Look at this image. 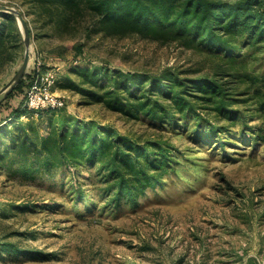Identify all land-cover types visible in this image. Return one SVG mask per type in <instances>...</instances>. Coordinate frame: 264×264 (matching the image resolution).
I'll list each match as a JSON object with an SVG mask.
<instances>
[{"label": "rangeland", "instance_id": "obj_1", "mask_svg": "<svg viewBox=\"0 0 264 264\" xmlns=\"http://www.w3.org/2000/svg\"><path fill=\"white\" fill-rule=\"evenodd\" d=\"M0 4L17 8L29 23V67L39 61L43 71L55 72L54 92L65 101L62 114L141 140L166 141L173 149L161 181L135 203L122 195L117 201L102 169L100 178L89 164L48 170L40 156L21 151L27 130L47 136L55 114L15 119L11 112L23 95L1 105L0 264H264V42L246 34L237 38L238 50L228 52L245 59L248 79L236 80L235 100L224 116L200 107L188 125L161 126L130 118L90 93L110 89L116 74L141 75L148 79L144 90L165 69L187 77L205 74L211 58L204 45L186 48L176 41L161 45L95 32L89 38L78 31L64 35L42 28L23 0ZM12 23L19 29L16 19ZM23 56L22 43L14 61L0 70V89ZM199 116L219 131L196 137Z\"/></svg>", "mask_w": 264, "mask_h": 264}, {"label": "trees", "instance_id": "obj_2", "mask_svg": "<svg viewBox=\"0 0 264 264\" xmlns=\"http://www.w3.org/2000/svg\"><path fill=\"white\" fill-rule=\"evenodd\" d=\"M23 2L42 28L48 27L60 34L74 35L78 31L84 38H89L95 32L117 39L137 37L161 45L176 41L186 48L204 45L210 50L207 54L211 63L205 74L187 77L165 69L149 79L146 90L142 86L148 79L141 75L128 73L119 77L116 74L110 89L100 94L90 93L91 98L97 99L94 101H103L109 108L130 118L161 126L188 125L189 116L200 107L207 108L218 118L224 116L235 100L232 89L236 80L243 83L248 79L245 59L230 56L228 52L237 51V38L246 34L264 42V0ZM0 16L1 70L14 61L23 39L12 23L15 18L7 13H0ZM29 31L33 35L30 26ZM77 48L80 50L81 45ZM30 83L31 77L26 74L0 104L23 95L24 100L11 112L17 120L28 114L24 104ZM231 83L232 87L229 86ZM152 96L157 98L152 99ZM62 111L64 109L39 111L38 117L32 119L45 113L55 114L50 120V132L47 136L37 137L31 128L25 133V139L18 143L22 152L40 156L48 170L62 164L74 168L89 164L98 170V178L101 175L107 178L108 186L114 189L115 200L119 201L122 195L135 203L139 194L161 181L170 169L173 149L168 142L141 140L139 136L123 134L111 125L78 120ZM194 126L192 132L198 138L204 133L208 136L219 131L215 126L206 127L201 116ZM7 247L10 245L5 244L4 248Z\"/></svg>", "mask_w": 264, "mask_h": 264}, {"label": "built area", "instance_id": "obj_3", "mask_svg": "<svg viewBox=\"0 0 264 264\" xmlns=\"http://www.w3.org/2000/svg\"><path fill=\"white\" fill-rule=\"evenodd\" d=\"M41 67L42 64L36 61L26 72L31 77V83L26 93L24 107L33 118L38 117L41 110L60 111L65 107L64 99L54 92L57 82L55 72L51 69L43 71Z\"/></svg>", "mask_w": 264, "mask_h": 264}, {"label": "water", "instance_id": "obj_4", "mask_svg": "<svg viewBox=\"0 0 264 264\" xmlns=\"http://www.w3.org/2000/svg\"><path fill=\"white\" fill-rule=\"evenodd\" d=\"M0 13L10 14L17 20L24 44V56L20 67L13 77L0 89L1 104L16 89L27 72L32 57V35L29 31L26 19L20 10L8 5L0 4Z\"/></svg>", "mask_w": 264, "mask_h": 264}]
</instances>
